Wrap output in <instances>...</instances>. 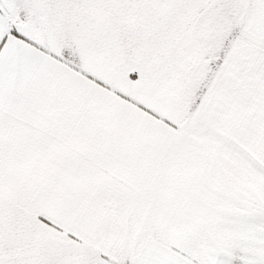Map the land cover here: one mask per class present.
<instances>
[{
    "label": "snow or ice",
    "instance_id": "1",
    "mask_svg": "<svg viewBox=\"0 0 264 264\" xmlns=\"http://www.w3.org/2000/svg\"><path fill=\"white\" fill-rule=\"evenodd\" d=\"M0 264H264V0H0Z\"/></svg>",
    "mask_w": 264,
    "mask_h": 264
}]
</instances>
